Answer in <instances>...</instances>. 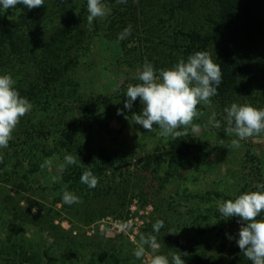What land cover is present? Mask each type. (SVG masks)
Instances as JSON below:
<instances>
[{
	"label": "rangeland",
	"instance_id": "1",
	"mask_svg": "<svg viewBox=\"0 0 264 264\" xmlns=\"http://www.w3.org/2000/svg\"><path fill=\"white\" fill-rule=\"evenodd\" d=\"M102 2L111 9L109 15L95 19L91 27L85 20L76 29L68 26L71 34L85 33L84 53L77 61L73 50L65 59L38 45L26 46L24 56L9 53L24 86L43 94L25 115L28 123L18 125L9 146L0 149V164L15 172L0 182V264H12L8 255L25 259L22 264H147V257L137 260L133 251L140 235L149 233L160 244L155 254L187 253L182 255L185 264H233L239 218L221 216L216 203L256 191L255 185L264 182V133L231 148L235 137L226 133L212 101L197 106L202 115L178 129L186 133L180 138L161 137L156 125L149 132L135 124L131 117L143 106L137 98L131 111L124 109L125 94L128 84L139 82L134 77L150 53V36L131 30L123 51L118 34L124 29L116 20L109 23L115 2ZM2 9L0 5V14ZM152 19L144 17L147 26ZM59 22L55 18L54 23ZM46 35L42 42L51 43ZM48 56L61 59L57 61L61 66L55 63L63 71L58 77L44 67ZM42 76L56 84L71 82L73 91L59 105L42 103L45 91L38 86ZM246 85L241 91L246 99L235 93L233 103L264 108L262 76ZM213 114L216 120L210 124ZM84 115L88 119L80 125ZM219 132L225 138L218 137ZM66 154L76 157L77 163L60 171ZM46 158L51 165L41 169ZM81 163L88 170L100 167L91 170L99 181L94 189L80 182L85 170ZM65 185L80 203H63ZM158 219L164 227L155 233L152 226ZM122 223L129 224L127 230H122Z\"/></svg>",
	"mask_w": 264,
	"mask_h": 264
},
{
	"label": "trees",
	"instance_id": "2",
	"mask_svg": "<svg viewBox=\"0 0 264 264\" xmlns=\"http://www.w3.org/2000/svg\"><path fill=\"white\" fill-rule=\"evenodd\" d=\"M79 2L81 0H44V7L31 10L22 4L2 9L0 74L10 73L16 81L15 87L20 95L27 98L33 106L38 104L43 93L33 91L35 89L33 86L28 85V88L24 86L26 82L15 69L16 64H11L9 53L19 52L20 56H24L27 52L22 51L26 46L32 48L38 45L45 47V51L64 54L65 59L66 54L73 50L74 59L77 61L84 53L85 33L81 37L80 31L71 34L68 26L76 29V25L87 21L89 15L86 10L87 0L80 7ZM112 2H115L112 10L114 15L109 23L112 25L116 20L122 29L131 24L134 32L139 30L148 32L150 36L148 46L151 47L147 59L158 70L170 68L180 58L186 59L197 51L210 53L213 61L222 69V83L218 87V94L211 97V101L217 105L216 114L219 120L224 121V108L235 101L233 100L235 93L240 96L239 99H246L241 94V91L244 93L247 90L246 82L250 83L258 75L264 80V67L260 65L264 63L261 61L264 60V0H127L126 4H119L117 0ZM146 16L153 18L148 26L147 20H144ZM55 18L61 22L54 23ZM46 34L50 36L48 42L51 43L42 42ZM153 40L154 45L151 44ZM120 45L125 51L124 40H120ZM58 60L61 61L48 56L44 62L47 71L50 70V74L57 77L63 72L56 67L55 63ZM59 64L61 66V63ZM38 86L45 91L42 103L47 105L61 104L62 98L73 91L71 82L61 81L56 84L46 79V76L41 77ZM86 119L88 116L84 115L79 124L83 125ZM27 123L24 116L18 125L22 127ZM36 133L43 136L41 131ZM217 136L225 138L220 132ZM33 138L42 137L34 135ZM81 158L86 164V157ZM91 170L95 172L101 169L95 165ZM13 174L15 172H8L4 165L0 164V182L8 181ZM83 199L87 201L90 195ZM92 216L99 218L101 215ZM257 219H264V212ZM232 249L233 264H251L237 244ZM8 258L12 260V264L25 262L23 258L16 260L9 255Z\"/></svg>",
	"mask_w": 264,
	"mask_h": 264
},
{
	"label": "clouds",
	"instance_id": "3",
	"mask_svg": "<svg viewBox=\"0 0 264 264\" xmlns=\"http://www.w3.org/2000/svg\"><path fill=\"white\" fill-rule=\"evenodd\" d=\"M119 4H126L127 0H117ZM22 4L29 10L44 7V0H0L4 9L14 8ZM87 22L89 26L97 18H104L111 9L102 0H87ZM132 25L129 24L123 32L118 34L119 40H124L131 34ZM139 82L128 84L127 100L124 109L131 111L133 103L140 99L143 106L140 114H133L131 119L151 132L154 125L161 130V137L173 136L180 138L186 133L179 131L181 127L192 125L193 120L202 113L198 112L200 103L209 104L211 97L218 94V87L222 83V69L215 63L207 51H197L186 59L180 58L170 68L156 70L152 63L145 59L134 77ZM16 81L10 73L0 74V149H6L13 139V132L22 117L29 114L33 105L22 97L15 87ZM225 131L235 138L230 141L231 148H239L241 141L255 138L264 133V108H256L250 104L232 103L224 108ZM118 115L123 110L118 109ZM125 119H128L125 116ZM215 114L209 120L213 123ZM219 127V123L214 124ZM76 157L71 154L64 156V163L59 165L64 171L67 165H75ZM51 159L46 158L40 165L41 169L49 167ZM85 168L80 182L94 189L98 185V178L91 170ZM256 191L243 192L235 199L218 200V213L225 218L238 217L240 229L238 247L251 264H264V219H257L264 212V182L255 185ZM62 201L69 206L80 203V199L68 190L62 189ZM128 223H122V230H127ZM153 232L159 233L164 227L162 220L153 224ZM227 235V234H226ZM232 240V236L227 237ZM152 251L148 252L146 247ZM160 248L155 235L141 234L139 242L133 251L137 260L147 257V264H185L182 255L187 253H170V255L155 254Z\"/></svg>",
	"mask_w": 264,
	"mask_h": 264
}]
</instances>
